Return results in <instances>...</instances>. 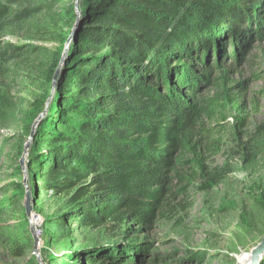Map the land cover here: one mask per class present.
<instances>
[{
  "label": "rangeland",
  "instance_id": "obj_1",
  "mask_svg": "<svg viewBox=\"0 0 264 264\" xmlns=\"http://www.w3.org/2000/svg\"><path fill=\"white\" fill-rule=\"evenodd\" d=\"M98 1L0 0V264H240L264 238V37L240 63L228 58L226 75L204 87L203 98L218 101V114L193 131L196 148L183 155L180 169L188 180L174 183L160 218L145 226L83 228L81 209L70 203L77 189L56 187L76 183L74 168L89 172L85 184L96 174L60 156L81 144L80 133L99 129L113 106L79 86L68 70L70 48L66 74L55 86L53 79L76 5L85 19ZM28 9L33 13L19 19ZM35 238L42 240L38 253ZM132 246L142 256L127 257Z\"/></svg>",
  "mask_w": 264,
  "mask_h": 264
},
{
  "label": "trees",
  "instance_id": "obj_2",
  "mask_svg": "<svg viewBox=\"0 0 264 264\" xmlns=\"http://www.w3.org/2000/svg\"><path fill=\"white\" fill-rule=\"evenodd\" d=\"M88 8L70 47L68 70L80 87L102 93L113 112L60 156L88 164L96 174L92 181L85 184L89 172L74 168L76 183L66 180L56 188L77 189L70 203L81 209L80 227L153 224L174 183L188 180L180 169L193 147V131L218 114V101L203 98L204 87H214L221 80L217 74L226 75L228 58L240 63L264 37V0H99ZM105 47L110 51L89 55ZM132 253L142 256L133 246L125 250L127 257Z\"/></svg>",
  "mask_w": 264,
  "mask_h": 264
},
{
  "label": "water",
  "instance_id": "obj_3",
  "mask_svg": "<svg viewBox=\"0 0 264 264\" xmlns=\"http://www.w3.org/2000/svg\"><path fill=\"white\" fill-rule=\"evenodd\" d=\"M83 24H84V14H83V12H81V10L78 9V5H76L75 22H74V25L72 27L71 35H70V37L67 41V44H66L65 56L62 58L60 65H59V67L55 73L54 79H53L54 86H55L59 76L62 74L63 68L65 66V57L68 54L69 48H70L71 44L74 42V40L77 39V37H78L82 27H83ZM37 125L38 124H35V126H34L32 137L34 136L35 129H36ZM22 165H23V162H22ZM26 207H27L28 216L31 217L32 216V208L30 205V199H28ZM35 248H36V252L38 253V250H39L38 238H35ZM251 255H252L251 264H261L263 256H264V238L262 239L261 243L256 248H254Z\"/></svg>",
  "mask_w": 264,
  "mask_h": 264
},
{
  "label": "bare ground",
  "instance_id": "obj_4",
  "mask_svg": "<svg viewBox=\"0 0 264 264\" xmlns=\"http://www.w3.org/2000/svg\"><path fill=\"white\" fill-rule=\"evenodd\" d=\"M251 262H252V255H245L240 260V264H251Z\"/></svg>",
  "mask_w": 264,
  "mask_h": 264
},
{
  "label": "built area",
  "instance_id": "obj_5",
  "mask_svg": "<svg viewBox=\"0 0 264 264\" xmlns=\"http://www.w3.org/2000/svg\"><path fill=\"white\" fill-rule=\"evenodd\" d=\"M42 239V238H41ZM42 240L39 242V247H40V244H41Z\"/></svg>",
  "mask_w": 264,
  "mask_h": 264
}]
</instances>
